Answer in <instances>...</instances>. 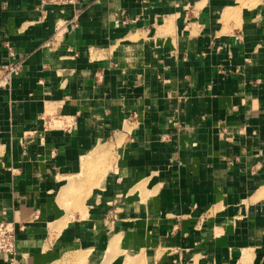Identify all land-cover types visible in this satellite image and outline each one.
<instances>
[{"label": "crops", "instance_id": "0c3cea01", "mask_svg": "<svg viewBox=\"0 0 264 264\" xmlns=\"http://www.w3.org/2000/svg\"><path fill=\"white\" fill-rule=\"evenodd\" d=\"M78 7L0 0L14 264H264V0Z\"/></svg>", "mask_w": 264, "mask_h": 264}, {"label": "built area", "instance_id": "2783aa9c", "mask_svg": "<svg viewBox=\"0 0 264 264\" xmlns=\"http://www.w3.org/2000/svg\"><path fill=\"white\" fill-rule=\"evenodd\" d=\"M83 0H39L41 8L52 6L72 8V15L68 19L60 22L55 29L54 35L44 43V46L50 49L55 48L60 43L61 33L68 26L78 27L80 25V18L82 15L81 9L78 7ZM10 55L14 52L11 50ZM24 70V59H15L0 67V87L10 86L15 77L20 76ZM57 120H60L59 125H66L68 129L74 127L75 122H70L64 119H55L53 122L56 125ZM52 124V123H51ZM0 254L5 255L7 261L14 264L17 256L16 252V232L12 223L7 221H0Z\"/></svg>", "mask_w": 264, "mask_h": 264}, {"label": "rangeland", "instance_id": "374dc122", "mask_svg": "<svg viewBox=\"0 0 264 264\" xmlns=\"http://www.w3.org/2000/svg\"><path fill=\"white\" fill-rule=\"evenodd\" d=\"M123 258L125 259V261H124L125 264H130V263H131V262H129V261L126 260V259H127V256H126V255L123 256V257H122L121 255L118 256V259H119V260H118V263H119Z\"/></svg>", "mask_w": 264, "mask_h": 264}, {"label": "bare ground", "instance_id": "6f19581e", "mask_svg": "<svg viewBox=\"0 0 264 264\" xmlns=\"http://www.w3.org/2000/svg\"><path fill=\"white\" fill-rule=\"evenodd\" d=\"M110 247H112V246H110ZM110 247H109V249H108V252H109V250H110ZM113 254V253H112Z\"/></svg>", "mask_w": 264, "mask_h": 264}]
</instances>
